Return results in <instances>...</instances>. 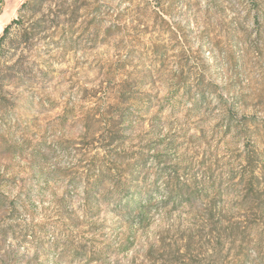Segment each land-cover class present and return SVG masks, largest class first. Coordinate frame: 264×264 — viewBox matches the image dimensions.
<instances>
[{
	"label": "rangeland",
	"instance_id": "1",
	"mask_svg": "<svg viewBox=\"0 0 264 264\" xmlns=\"http://www.w3.org/2000/svg\"><path fill=\"white\" fill-rule=\"evenodd\" d=\"M27 1L0 0V264H264L246 0Z\"/></svg>",
	"mask_w": 264,
	"mask_h": 264
},
{
	"label": "trees",
	"instance_id": "2",
	"mask_svg": "<svg viewBox=\"0 0 264 264\" xmlns=\"http://www.w3.org/2000/svg\"><path fill=\"white\" fill-rule=\"evenodd\" d=\"M29 1V0H28ZM28 1L22 5V9L25 8L28 4ZM246 2L249 4L251 8V12L254 13V19L255 21L260 24L261 20H264V14H262V9H264V0H246ZM253 15V14H251ZM15 22V20L12 21L11 24H9L7 27L4 29V34L0 38V51L2 48V45L4 44L6 35L9 33L11 29V25ZM252 164L251 161L249 160V165ZM261 170L257 171L255 168L252 169L251 171V176L250 179L247 181V187L250 193L253 196L252 201L253 202H258L260 200V196L257 194L258 191L260 190V187L262 186V183L264 182V175ZM260 172V173H259ZM94 180L89 183V187L87 189V198L89 201L95 200V196L98 193H102L103 191V186H104V180L102 175H96V177H93ZM174 190L177 193L181 192V188L179 185H174ZM264 193V191H263ZM264 211V209H262Z\"/></svg>",
	"mask_w": 264,
	"mask_h": 264
}]
</instances>
